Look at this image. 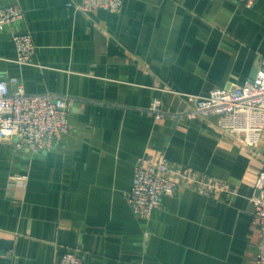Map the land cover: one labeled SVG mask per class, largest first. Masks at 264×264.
<instances>
[{"label": "crops", "instance_id": "obj_1", "mask_svg": "<svg viewBox=\"0 0 264 264\" xmlns=\"http://www.w3.org/2000/svg\"><path fill=\"white\" fill-rule=\"evenodd\" d=\"M81 1L0 0L25 13L0 30V78L74 99L69 132L48 153L0 139V264H56L67 250L85 264H255L264 141L247 149L221 133L218 116L179 115L184 93L256 76L264 0H123L119 12H84ZM25 31L35 64L13 60V34ZM155 98L165 118L148 111ZM159 150L176 179L192 170L207 182L180 183L142 218L127 193L137 159Z\"/></svg>", "mask_w": 264, "mask_h": 264}, {"label": "built area", "instance_id": "obj_2", "mask_svg": "<svg viewBox=\"0 0 264 264\" xmlns=\"http://www.w3.org/2000/svg\"><path fill=\"white\" fill-rule=\"evenodd\" d=\"M252 6L256 0H236ZM123 0H82L77 9L89 12L95 8L119 12ZM24 9L18 4L0 7V30L24 18ZM15 56L21 65L35 64L37 46L30 32L13 34ZM256 76L236 88H215L206 95L184 93L188 103L180 117L186 119L218 116L221 133L232 137L241 146L251 149L264 141V57L256 66ZM74 99L55 93H28L19 77L0 78V139H13L18 149L28 148L32 154L44 155L51 151L57 140L69 132V112ZM162 100L155 98L148 107L156 119L165 118ZM257 180L259 191L253 198L254 221L260 227V240L255 264H264V154ZM167 152L159 150L140 156L135 162L133 184L127 200L133 212L148 218L161 207L164 196L172 195L180 183L204 191L207 175L186 170L183 180L173 175ZM215 183V182H214ZM212 183L223 191L230 190L225 182ZM56 264H85L76 250L62 253Z\"/></svg>", "mask_w": 264, "mask_h": 264}, {"label": "water", "instance_id": "obj_3", "mask_svg": "<svg viewBox=\"0 0 264 264\" xmlns=\"http://www.w3.org/2000/svg\"><path fill=\"white\" fill-rule=\"evenodd\" d=\"M258 194H259V191H258Z\"/></svg>", "mask_w": 264, "mask_h": 264}]
</instances>
